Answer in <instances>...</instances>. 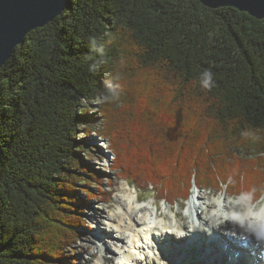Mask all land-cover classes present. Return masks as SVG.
Here are the masks:
<instances>
[{
  "label": "trees",
  "instance_id": "16d2710c",
  "mask_svg": "<svg viewBox=\"0 0 264 264\" xmlns=\"http://www.w3.org/2000/svg\"><path fill=\"white\" fill-rule=\"evenodd\" d=\"M25 40L0 68V264H65L84 223L67 166L93 101L119 178L170 202L193 184L264 200V19L199 0H69ZM84 171L94 196L103 175Z\"/></svg>",
  "mask_w": 264,
  "mask_h": 264
},
{
  "label": "bare ground",
  "instance_id": "6f19581e",
  "mask_svg": "<svg viewBox=\"0 0 264 264\" xmlns=\"http://www.w3.org/2000/svg\"><path fill=\"white\" fill-rule=\"evenodd\" d=\"M208 197V196H207ZM138 195L134 186L130 185L125 180L121 183L118 187V192L115 197L110 200L109 205L107 206L110 208L112 205H116L113 210H103L97 204L92 205V209L94 210V214H90L86 218L91 217L97 224L98 228H100V224H104L107 226L101 230L104 234H107L109 228L112 231L111 239L113 242L117 243L114 244V247L108 243L107 239L101 242V245L95 243V248L99 249L98 251L91 250L88 253L90 254L91 261H88V264H93L96 260V254L101 251L102 245H105L107 248V252L113 251L117 249L119 253L117 258L121 260L122 263L126 264V261H130L134 258L133 249H139L138 243H142L140 245V255L139 257H145V245H148V242L153 243L156 241L159 245H162L166 242V239L170 240V236L173 237V241H177L176 243L181 242L182 240L177 237L173 236V232H170V235L167 232V229H171L173 226L179 228L180 231L181 227L179 226L180 221L178 217V212H175L171 206L167 207V212L162 213L160 212V208L158 204H155L154 208H149L140 204L138 200ZM205 198V194L199 190V188L194 189L193 198L189 199L188 206L189 209L193 210L194 212H198V207H202L203 204L206 207V211L204 209L200 210V218L201 222H206L209 226V230L215 232L221 239L224 240V248L226 250H230L231 253L235 250H242V247L245 246V251L249 249L255 251L252 246L254 242V237L257 234H264V230H256L255 233L251 230V228L264 226V206L256 210L254 207L251 206H244L242 202L243 198H240L239 203L235 205L233 202L234 200H230L229 196L220 194L218 197H215L210 201H203L201 199ZM207 200V199H206ZM209 202V203H208ZM156 203V202H155ZM202 203V205L200 204ZM198 204V205H197ZM89 206V205H88ZM221 208V209H220ZM242 213V215H241ZM207 215V217H206ZM187 219V217H185ZM174 219V220H173ZM181 219V218H180ZM188 224V220H186ZM235 224V227H234ZM252 225V226H251ZM197 227V226H195ZM165 229V230H162ZM192 229H189L191 231ZM206 233L203 226L199 225L198 228H194L191 233ZM86 238H89L88 235L84 234ZM182 236V235H180ZM98 239L97 237H95ZM89 241H93L92 239H88ZM118 247V245H121ZM218 243L213 246L214 252L220 253L223 251L222 247H217ZM77 253L84 256L85 250L89 249V245L79 243L76 246ZM126 247V248H125ZM125 248V249H124ZM152 254L156 250H152ZM99 261L96 264H116L113 261V258L109 256L99 255ZM195 260V264H206L203 259H195V257H191V260ZM232 262L236 261L233 257H230ZM86 260V258H85ZM124 260V261H123ZM137 261V260H135ZM93 262V263H92ZM138 262V261H137ZM79 264H83L82 262Z\"/></svg>",
  "mask_w": 264,
  "mask_h": 264
},
{
  "label": "rangeland",
  "instance_id": "374dc122",
  "mask_svg": "<svg viewBox=\"0 0 264 264\" xmlns=\"http://www.w3.org/2000/svg\"><path fill=\"white\" fill-rule=\"evenodd\" d=\"M97 106H98L97 101H93L90 104H87L86 106L87 114L93 115L95 117L92 123L88 125L89 127H92V132L87 133L86 128L79 127L77 134H76V141L78 144L77 145L78 148H77L75 155L77 156V158H79L80 163L76 164L74 160H70L67 166V168H69L70 171H72V173H75V175L78 176V180H79V181H76L75 183L76 185H75V190H74V199L72 201H69L68 204L69 206H72L74 208L71 214L76 215L77 217H80L84 223L83 225L79 224L78 226L79 230H78L76 240H74L73 243L67 245L64 248V256L61 258V260L65 264H79V262L80 263L82 262L83 264H88V261L89 262L91 261L90 254L88 252L91 250H95V251L99 250L95 248V243L96 244L99 243V239H96L94 235L95 231H97V228H95L93 232L92 231L93 228H91V226L92 224H94L97 227L98 226L97 224L99 223L95 222V220H93L91 217L89 218H86V217L89 216V213L92 215L94 214V210L92 209L93 204H97L103 210L105 209L110 210V211L113 210L116 207L115 204L112 205L110 208H108L107 206L109 205L110 200L112 201V199L117 194L118 187L121 185V183L124 180L125 182L127 181L126 179L119 178L117 174L118 172L111 170L113 155L109 147L106 148L105 146L106 144L108 146V142L107 143L103 142L104 140L102 141V138L100 136H97L95 133L96 131L97 132L101 131V126H99V119L97 118L99 114L97 112ZM84 167H87L88 169L92 170L90 172L96 173L98 171V174L103 175V178L101 181L97 182V180H95V184L93 186L90 185L91 186L90 188H92L94 191L93 197L88 196V193L86 191L87 190L86 186H89V185L85 183V179H88V174L84 171ZM130 185L135 187L137 195L139 197L137 201L140 204H143L144 206H147L149 208H154L155 204H158V207L160 208V212H162L163 214L167 212V207L171 206V208L175 212H178L181 214V216H183L181 223L182 224L186 223L184 220L185 216L183 215L184 207L186 206V201L189 200L191 197V192L193 191V188L196 187L195 184H193L192 188L189 189L187 200L177 199L176 203L174 201L170 202L166 197H163L162 195L160 196V194L156 190H154L152 186H148L146 188L140 189V188H137L136 185L134 184H130ZM199 190L205 194V198L201 199L203 201L213 200L212 197L213 198L215 197L216 199V197H218L220 194H223V193L226 196L230 195L226 191H224V189L217 191V190L210 189V188L209 189L201 188ZM103 193H106V195H104ZM212 194L214 195L212 196ZM229 197H230L229 198L230 200H234L233 202L235 203V205L239 203L238 200H240V198H243L242 195H238V194L236 196L230 195ZM242 202L244 203L243 207L245 205L251 206L252 208L254 207L256 210H259L264 206V200L257 201L256 203L251 204L250 202H248L247 200L243 198ZM106 227L107 226H105L102 223L100 224L99 229L103 230V228H106ZM234 227H235V224H234ZM251 230L253 231V233H255L256 230L263 231L264 226L251 228ZM172 232H173V236L177 237V234L174 231ZM83 233L88 235V237L92 239L93 241L92 242L89 241L88 240L89 238H86V236L83 235ZM110 234H111V229L107 231V234H104V232L102 231L100 232L99 235L102 237H105L108 240L107 242L110 243V245L114 247L115 242H113V239H111ZM79 243L89 245V249L85 250L83 257H81L79 253H77V249L75 247ZM102 247L104 251L103 252L104 255H102V257L104 256L108 257L109 252H107V248H105V245H102ZM99 255L101 254L100 253L96 254L95 258L97 261H99V257H100ZM138 264H174V263L173 262L166 263L160 259H158V261L151 260L150 258V260H144L142 262H139Z\"/></svg>",
  "mask_w": 264,
  "mask_h": 264
},
{
  "label": "water",
  "instance_id": "95a60500",
  "mask_svg": "<svg viewBox=\"0 0 264 264\" xmlns=\"http://www.w3.org/2000/svg\"><path fill=\"white\" fill-rule=\"evenodd\" d=\"M209 8L231 6L264 19V0H199ZM69 0H0V68L22 44L27 34L44 26L68 5Z\"/></svg>",
  "mask_w": 264,
  "mask_h": 264
},
{
  "label": "clouds",
  "instance_id": "9594fccd",
  "mask_svg": "<svg viewBox=\"0 0 264 264\" xmlns=\"http://www.w3.org/2000/svg\"><path fill=\"white\" fill-rule=\"evenodd\" d=\"M201 75H202V79L200 80V84L202 88L210 90L214 85L212 71L205 70L201 73ZM194 226H198V225L195 222L188 223L189 229L193 228ZM162 230H165V229H162ZM167 230L174 231L177 235H183V232L180 231L179 228H177L176 226H173L171 229H167ZM254 242L258 245L259 252L264 253V234H257L254 237ZM259 259L264 261V255H260Z\"/></svg>",
  "mask_w": 264,
  "mask_h": 264
}]
</instances>
